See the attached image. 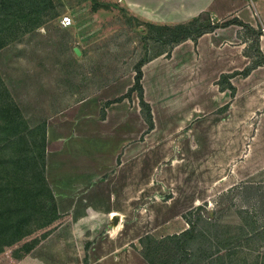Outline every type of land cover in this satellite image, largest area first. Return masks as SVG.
Listing matches in <instances>:
<instances>
[{"label":"crops","instance_id":"1","mask_svg":"<svg viewBox=\"0 0 264 264\" xmlns=\"http://www.w3.org/2000/svg\"><path fill=\"white\" fill-rule=\"evenodd\" d=\"M122 1L125 2L124 7L138 12L154 24L183 23L206 12L219 20L237 16L255 27L264 25V0ZM240 29L237 24L220 27L203 34L197 41L189 38L147 59L142 67V84L145 99L152 107L155 126L147 132L143 142L133 143L148 127L139 97L133 111L132 98L125 96L135 81V74L133 76L131 71L91 90L83 91L80 86V93L67 96L58 108L55 105L44 120L47 135L45 173L61 216L41 229L42 232L47 230L45 240L34 244L32 240L19 241V244L0 253V264L5 259H13L15 264H31L35 251L52 238L57 226L61 229L60 253L68 257V261L60 264H150L141 254V248L132 246L133 242L117 244L119 231L129 228L126 224L132 201L144 195L150 183L149 172L154 168L149 162L154 158L150 153L159 154L160 166L164 153L177 150L171 138L187 126L192 117L194 120L203 118L197 114L199 110L209 112L222 105L220 99H215L218 95L215 90L219 96L227 93L217 83L220 75L243 69L250 63L251 57L244 53L243 46L232 47L225 41L238 38ZM258 71L264 73V64L253 69L246 78ZM120 96L123 98L115 100ZM250 100H244V95L236 98L235 106L230 110L236 119L239 112H245ZM224 116L219 114L216 119L218 126H213L207 118L197 122L205 121V124L204 143L195 141L190 147L191 152L202 154L194 156L189 168L191 177L187 193L193 194L191 201L194 205L202 200L211 201L216 193L209 191L202 195L197 187L208 185L220 192L238 184L248 173L242 163L234 164L229 170L228 158L222 155L221 136L225 129L221 125L225 122ZM133 129L137 130V135L133 134ZM193 131L199 140V129ZM214 136L218 138L216 141ZM175 163L176 159L166 172L164 166L159 167L162 172H159V177H163V173L169 174L170 170L173 173ZM252 165L251 174L261 168L260 165ZM175 198L172 196L171 199ZM170 200L167 199L166 203ZM116 215L119 220L113 224ZM100 232L103 235L95 241L94 237ZM78 236L81 240L73 242V238ZM73 248L79 251L76 254L68 251ZM86 248L88 259L85 258ZM41 255L42 259L48 258L46 252Z\"/></svg>","mask_w":264,"mask_h":264},{"label":"rangeland","instance_id":"2","mask_svg":"<svg viewBox=\"0 0 264 264\" xmlns=\"http://www.w3.org/2000/svg\"><path fill=\"white\" fill-rule=\"evenodd\" d=\"M51 2L52 5L45 14L46 22L36 29L18 35L15 40L0 49V80L5 82L32 126L42 123L54 106H61L67 96L75 92L80 93V86L83 91L91 90L92 87L108 83L128 71L134 76L135 65L140 59L149 58L171 48L172 44L155 39L158 30L146 23L145 18L138 12L124 7L125 2L122 0ZM64 14L72 16L73 24L62 25L61 18ZM211 19L216 20L217 17L212 15ZM263 27L264 25L261 26L262 31ZM240 31L242 36L238 33V38L233 37L225 41L232 47L243 46L245 53V49L250 48V41H246L249 35L242 26ZM260 44L261 49L264 48L262 36ZM75 46L82 50L81 54L76 53ZM246 77L241 73L232 76L230 79L236 86L235 94L226 88L227 93L219 96L218 90H215L218 94L215 99H220L222 105L209 112L199 110L197 114L211 120L213 126L218 124L216 119L219 114H225V122L221 125L225 133L221 130V143L222 148L224 146L222 155L228 158L229 170L234 164L240 163L248 173L252 164L260 165L261 168L254 174L247 173L238 184L220 192L209 188L208 185L197 187L203 192L202 195L209 191L216 193L211 201L202 200L194 205L191 201L193 194L187 193L191 177L189 168L194 156L202 154L191 152L190 147L195 141L204 143L205 121L197 123L203 118L194 120L192 117L189 124L171 138L170 141L175 144L177 150L164 153L160 166L159 154L150 153L154 157L149 161L154 167L149 172L150 183L145 194L132 201L126 224L129 228H121L117 244L121 241L133 242L132 246L141 248V254L147 261L141 243L143 236L151 234L154 238L153 244L159 246V240L165 236L181 232L185 229L183 226H190L187 220L191 219L194 228L199 230L198 239L206 244L209 240L204 239L200 232L213 235L214 239L211 237L210 241L214 243L217 235L237 237L234 242L238 245L237 249L227 254V264H264V201L251 196L252 188L255 191L256 188L264 186V73L258 71L249 79ZM241 95H244V100L251 99V102L244 113L239 112L236 119V115L230 110L235 106L236 98ZM137 96L136 92L131 96L133 111L137 106ZM118 99L119 97L115 100ZM194 128L199 129V140L194 136ZM137 133V130L133 129V134ZM146 134L147 132L140 134L133 143L143 142ZM217 139L213 137V140ZM174 159L176 163L173 173L170 170L169 174L163 173V177H159V172L162 174L159 167L164 166L166 172V168ZM172 196L176 198L171 199ZM167 199H171L169 203H166ZM60 231L59 226L53 230L52 238L43 242L35 251L31 264H60L68 261V257L59 250L62 240L59 238ZM45 232L37 231L21 241L32 240L33 244L41 243L48 236ZM102 235L100 232L95 236V241ZM79 240V236L73 238V242L78 243ZM87 249L85 258L88 259ZM68 251L76 254L79 249ZM42 252H46L48 258L42 259ZM160 254L162 255H156L158 263L167 258L163 255L165 251L161 250ZM13 255L19 259L16 252H13ZM8 262L15 264L13 259H5L1 264Z\"/></svg>","mask_w":264,"mask_h":264},{"label":"trees","instance_id":"3","mask_svg":"<svg viewBox=\"0 0 264 264\" xmlns=\"http://www.w3.org/2000/svg\"><path fill=\"white\" fill-rule=\"evenodd\" d=\"M50 5L51 0H0V49L18 35L46 22L45 14ZM211 18L209 13L202 12L183 23H162L159 26L149 21L146 23L158 30L155 39L170 43L171 47L189 38L197 41L203 34L220 27L237 24L245 28L249 35L246 41H250V48L245 49V54L252 58L250 63L242 70L222 73L217 81L221 90L229 88L234 95L236 86L230 78L240 73L248 76L253 69L264 64V52L260 47L263 31L261 27H255L237 16L222 20ZM238 33L242 36L240 30ZM147 59L142 58L136 63L135 81L125 94L131 97L134 92L137 93L141 112L148 123L145 133L155 126L152 107L145 99L142 84V67ZM46 140V122L30 125L17 100L5 82L0 80V253L61 216L45 173ZM252 192L251 196L264 201V186L255 191L252 188ZM187 221L190 224L188 228L165 236L159 240V246L153 244L151 234L141 238L143 253L149 263L227 264V254L237 249L238 245L234 244L237 237L217 235L214 243L210 241L211 237L214 239L213 235L200 232L204 239L209 240L206 244L198 239L199 230L194 228L192 220ZM161 250L165 251L163 255L167 258L158 263L156 255H162Z\"/></svg>","mask_w":264,"mask_h":264},{"label":"built area","instance_id":"4","mask_svg":"<svg viewBox=\"0 0 264 264\" xmlns=\"http://www.w3.org/2000/svg\"><path fill=\"white\" fill-rule=\"evenodd\" d=\"M61 23L63 26H69L73 24V18L70 14H64L61 18ZM264 31V27H263ZM262 38L264 37V32L261 34Z\"/></svg>","mask_w":264,"mask_h":264},{"label":"water","instance_id":"5","mask_svg":"<svg viewBox=\"0 0 264 264\" xmlns=\"http://www.w3.org/2000/svg\"><path fill=\"white\" fill-rule=\"evenodd\" d=\"M74 50L76 51L77 54H81L82 52V50L78 46H75ZM118 220H119V216L118 215L114 216L112 220L113 224H117Z\"/></svg>","mask_w":264,"mask_h":264}]
</instances>
